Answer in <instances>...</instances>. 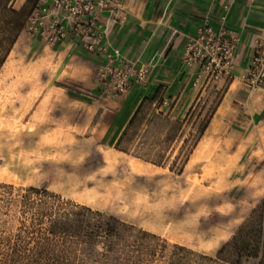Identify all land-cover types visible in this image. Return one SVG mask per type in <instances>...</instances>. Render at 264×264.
<instances>
[{"label":"rangeland","instance_id":"374dc122","mask_svg":"<svg viewBox=\"0 0 264 264\" xmlns=\"http://www.w3.org/2000/svg\"><path fill=\"white\" fill-rule=\"evenodd\" d=\"M26 2L10 4L19 9ZM30 24L27 19L0 69V264H32L23 259L30 238L45 234L48 214L62 203L90 207L166 243L157 255L139 257L142 264H224L218 251L264 200V136L238 147L228 131L206 133L185 159L225 83L200 79L180 98L169 100L162 91L144 98L110 146L101 139L100 114L103 98L115 95L108 78L90 106L61 102L43 113L61 70L57 44ZM173 246L190 253L171 255Z\"/></svg>","mask_w":264,"mask_h":264},{"label":"crops","instance_id":"0c3cea01","mask_svg":"<svg viewBox=\"0 0 264 264\" xmlns=\"http://www.w3.org/2000/svg\"><path fill=\"white\" fill-rule=\"evenodd\" d=\"M119 1L125 14L123 22L112 21L106 12L102 14L110 46L136 64L149 61L155 53L158 57L145 84L134 83L122 94L103 98L101 139L110 146L117 142L144 98H153L162 91L167 99L173 100L188 92L198 71L182 63L186 41L196 35L197 27L205 18L217 29L223 12L221 0ZM227 26L240 38L234 68L236 76L225 83V93L203 135L228 131L235 137L232 144L248 146L245 140L264 136L257 131L264 125V90L249 91L239 74L254 45L264 40V0L251 3L235 0L227 15ZM55 52L61 71L43 98V113L60 107L61 102L90 106L94 97L106 91L107 78L99 76L97 71L105 64L104 57L87 51L79 40L71 37L59 42Z\"/></svg>","mask_w":264,"mask_h":264},{"label":"trees","instance_id":"16d2710c","mask_svg":"<svg viewBox=\"0 0 264 264\" xmlns=\"http://www.w3.org/2000/svg\"><path fill=\"white\" fill-rule=\"evenodd\" d=\"M10 1L0 0V69L39 0H26L19 9H14ZM30 2L33 5L28 10ZM209 121L198 129L186 161ZM29 191L49 194L46 189L30 188ZM63 205L66 203L60 204L55 213L48 214L45 234L30 238L32 247L23 259L32 264H142L139 257L144 253L155 256L166 249V243L159 244V237L153 233L87 206ZM172 248L170 254L174 256L190 253L181 246ZM217 258L224 264H241L242 260L249 259L255 260V264H264V200L220 248Z\"/></svg>","mask_w":264,"mask_h":264},{"label":"built area","instance_id":"2783aa9c","mask_svg":"<svg viewBox=\"0 0 264 264\" xmlns=\"http://www.w3.org/2000/svg\"><path fill=\"white\" fill-rule=\"evenodd\" d=\"M249 3L254 0H247ZM235 0H221L222 14L218 27L208 18L197 27L196 35L188 37L182 53V63L197 69L195 82L200 79L226 83L235 78V59L240 43L237 33L227 26V15ZM108 13L114 22H123L125 14L119 0H39L28 21L30 28L50 46L67 37H77L89 52L105 59L100 70L108 78L114 93L122 94L132 84H145L155 66V53L149 61L136 64L110 46L106 37L102 14ZM246 66L239 74L249 91L264 90V40L254 45Z\"/></svg>","mask_w":264,"mask_h":264},{"label":"bare ground","instance_id":"6f19581e","mask_svg":"<svg viewBox=\"0 0 264 264\" xmlns=\"http://www.w3.org/2000/svg\"><path fill=\"white\" fill-rule=\"evenodd\" d=\"M11 85V84H10ZM8 90H9V88H8ZM2 95H4V94H2ZM11 95H14V94H11ZM5 96H7V95H5ZM9 96V95H8ZM15 104V103H14ZM12 106V105H11ZM13 107V106H12ZM13 177V176H12Z\"/></svg>","mask_w":264,"mask_h":264}]
</instances>
